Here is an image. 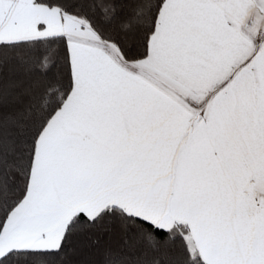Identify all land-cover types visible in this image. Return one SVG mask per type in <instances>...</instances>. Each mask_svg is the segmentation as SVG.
<instances>
[{
  "label": "snow or ice",
  "instance_id": "obj_1",
  "mask_svg": "<svg viewBox=\"0 0 264 264\" xmlns=\"http://www.w3.org/2000/svg\"><path fill=\"white\" fill-rule=\"evenodd\" d=\"M0 264H264V0H0Z\"/></svg>",
  "mask_w": 264,
  "mask_h": 264
}]
</instances>
